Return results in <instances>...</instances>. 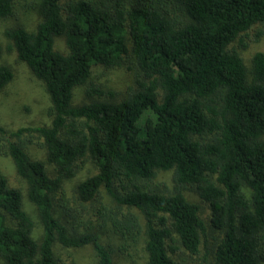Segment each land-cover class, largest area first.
Wrapping results in <instances>:
<instances>
[{"label": "trees", "instance_id": "16d2710c", "mask_svg": "<svg viewBox=\"0 0 264 264\" xmlns=\"http://www.w3.org/2000/svg\"><path fill=\"white\" fill-rule=\"evenodd\" d=\"M17 1L0 0V19ZM37 12L36 30L5 36L44 84L51 124L0 128V152L25 182L43 233L34 237L22 192L0 173V264H79L63 261L56 245L90 246L96 264H115L112 244L80 220L64 192L88 163L96 173L75 187L77 202L103 191L126 208L99 215L128 248L144 242L145 264H181L179 252L197 256L203 246L213 264H264V53L248 70L229 48L264 24V0H37ZM127 62L136 81L121 98L92 84L87 100L73 104L94 67ZM12 79L0 66V94ZM26 135L43 140L45 161L29 156ZM161 171L173 172L171 188ZM188 189L209 205V221Z\"/></svg>", "mask_w": 264, "mask_h": 264}, {"label": "rangeland", "instance_id": "374dc122", "mask_svg": "<svg viewBox=\"0 0 264 264\" xmlns=\"http://www.w3.org/2000/svg\"><path fill=\"white\" fill-rule=\"evenodd\" d=\"M68 1L62 0V4ZM40 22L41 17L37 12V0H18L15 4L13 15L0 19V43L2 46L0 66H7L13 72L11 83L0 94V128H4L7 131H15L26 126H49L51 124V117L49 116L50 99L44 84L33 75L25 63L19 60L16 51L11 49V43L5 36L6 30L18 27L24 28L29 32L34 31ZM241 42L246 44L247 48H242ZM55 48L60 53L65 54L67 52L65 37L55 39ZM229 48L239 53L249 70L253 56L258 52L264 53V24L255 25L231 44ZM135 81L136 70L131 62H127L122 67H94L89 84L75 90L73 104L81 105L87 100L85 90L92 84L106 91H113L121 98L129 88L135 86ZM24 141L26 142V151L31 158L46 160V148L42 139L37 137V135H26ZM1 143H4V141H1ZM48 168L51 170V166L48 165ZM0 173L6 176L10 187L22 192L24 209L35 223L34 237L39 239L43 229L39 222L36 207L27 199V186L17 175L12 159L1 152ZM95 173L96 168L88 163L74 179L64 183V192L71 201L70 208L78 214L82 222H90L91 225L99 228L105 239L104 241L112 244L116 250L114 254L115 264H145L144 242L141 240L135 247L128 248L125 241L114 233L109 218L103 219L99 215L102 208H105L109 215L112 210L113 214L110 216H114L120 211L127 212L126 208L117 210L115 203L103 191L98 200L87 203L85 206L77 202L75 187L78 183ZM158 175L160 182L166 184L169 188L173 186L172 171H161ZM185 195L190 201L200 205L202 217L209 221V205L204 203L192 189L185 190ZM130 212L141 218L140 213L136 209H132ZM70 222L72 223L71 220ZM122 245H126V249L124 248L126 251L118 250ZM208 248L210 249V247ZM55 250L57 255L65 262L73 260L79 264H96V255L90 246L82 249H64L56 245ZM178 259L181 264H213V253L208 254L203 246L199 255L191 256L182 250L179 252Z\"/></svg>", "mask_w": 264, "mask_h": 264}]
</instances>
